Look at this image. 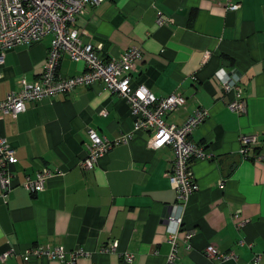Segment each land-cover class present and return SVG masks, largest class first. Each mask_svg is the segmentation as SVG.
Listing matches in <instances>:
<instances>
[{"label":"crops","instance_id":"0c3cea01","mask_svg":"<svg viewBox=\"0 0 264 264\" xmlns=\"http://www.w3.org/2000/svg\"><path fill=\"white\" fill-rule=\"evenodd\" d=\"M232 1L238 10H223L212 0H101L68 24L103 60L139 47L129 85L155 96L181 94L184 103L165 115L168 123L178 125L193 109L204 108L207 116L188 138L212 157L191 162L197 189L182 206L167 179L171 148H148V132L132 130L124 100L100 82L27 102L14 118L0 116V135L15 155L13 188L5 202L0 199V253L12 247L14 255L0 264H61L21 256L28 246L55 245L83 248L76 264H126L102 249L109 240H116L118 252L133 254L129 264H166L170 217L180 218L174 264H246L253 254H264V0ZM156 12L168 17L166 25L155 24ZM48 42L45 36L3 53L0 100L36 79ZM218 69L241 85L245 113L226 107L232 92L221 87ZM82 70L81 61L60 57L59 75ZM88 128L109 140L130 137L84 169L78 160ZM243 133L255 136L249 153L254 150L260 161L238 153ZM41 166L50 175L31 194L19 182ZM236 211L239 228L231 217ZM191 229L187 246L183 235ZM207 244L233 251L237 260L207 259Z\"/></svg>","mask_w":264,"mask_h":264},{"label":"built area","instance_id":"2783aa9c","mask_svg":"<svg viewBox=\"0 0 264 264\" xmlns=\"http://www.w3.org/2000/svg\"><path fill=\"white\" fill-rule=\"evenodd\" d=\"M212 1L226 11L239 9V3L232 0ZM100 2L101 0H0V65L6 50L19 45H29L49 36L41 72L33 82H22L20 89L5 94L0 100V116L14 118L25 110L27 102H37L43 98L67 93L76 86L100 82L103 90L124 100L133 118L132 130L148 132V148L158 149L164 146L171 148L173 159L167 179L176 200L184 206L188 196L197 189L190 169L191 162L194 159L212 157L211 152L205 151L203 146L191 142L188 138L191 131L205 119L207 111L197 107L178 125L166 122L165 115L181 106L184 103V97L177 92L155 96L141 85L133 88L129 85L130 72L140 59L139 47L129 46L118 56L103 60L96 56L93 46L80 41L76 31L70 29L68 24L76 16L84 13L87 6L95 7ZM168 20L166 15L156 12V25H166ZM62 55H66L73 61H81L82 72L65 77L59 75L57 66ZM215 75L220 80L221 87L225 91L232 92V99L226 103V107L237 115L245 113L246 103L242 96L241 85L230 80L222 69H218ZM100 113L104 115L105 111L101 110ZM129 137L128 133L109 140L88 128L86 139L83 141L85 154L78 160L79 166L84 169L91 168L110 148L127 142ZM238 140L240 142L238 153L242 158L260 161L261 156L254 150L249 153L251 146L256 142L253 134H240ZM14 163V149L8 144L7 139L0 135V199L2 202H5L8 192L13 188L11 180ZM49 175V169L41 166L34 171L33 177L23 176L19 185L27 192L35 194L43 189ZM231 217L236 221V227L242 226L243 221L238 219V211ZM169 219L173 225L166 233L169 249L165 262L174 264L177 259L176 234L179 231L180 218L170 217ZM192 234L191 229L185 231L183 235L187 246ZM241 243L242 240L237 241V244ZM102 249L120 255L121 260L126 264L133 259V254L116 250V240L107 241ZM202 253L207 259L217 262L237 260L233 251L219 252L212 244H207ZM21 254L22 257L44 256L61 264H76V260L84 256L86 251L81 247L66 250L62 245L28 246L22 250ZM12 255L14 250L8 247L0 253V261ZM246 264H264V254H253Z\"/></svg>","mask_w":264,"mask_h":264},{"label":"trees","instance_id":"16d2710c","mask_svg":"<svg viewBox=\"0 0 264 264\" xmlns=\"http://www.w3.org/2000/svg\"><path fill=\"white\" fill-rule=\"evenodd\" d=\"M176 260H177V259H176ZM176 260H175V261H176ZM174 263H175V262H174Z\"/></svg>","mask_w":264,"mask_h":264}]
</instances>
